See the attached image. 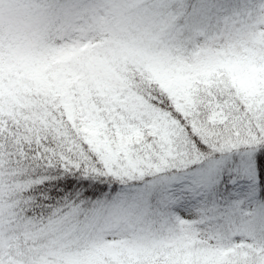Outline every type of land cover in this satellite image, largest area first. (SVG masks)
Wrapping results in <instances>:
<instances>
[{"label":"snow or ice","instance_id":"1","mask_svg":"<svg viewBox=\"0 0 264 264\" xmlns=\"http://www.w3.org/2000/svg\"><path fill=\"white\" fill-rule=\"evenodd\" d=\"M0 264H264V0H0Z\"/></svg>","mask_w":264,"mask_h":264},{"label":"rangeland","instance_id":"2","mask_svg":"<svg viewBox=\"0 0 264 264\" xmlns=\"http://www.w3.org/2000/svg\"><path fill=\"white\" fill-rule=\"evenodd\" d=\"M5 19H11L15 25L23 26L27 22L26 13L19 4L5 5ZM10 193H4V199L7 200Z\"/></svg>","mask_w":264,"mask_h":264}]
</instances>
